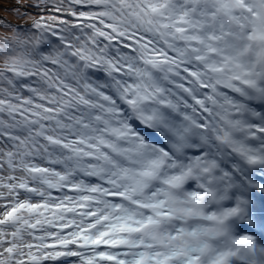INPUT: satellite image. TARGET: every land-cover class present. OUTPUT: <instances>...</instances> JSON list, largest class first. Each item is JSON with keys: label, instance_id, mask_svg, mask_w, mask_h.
Returning a JSON list of instances; mask_svg holds the SVG:
<instances>
[{"label": "snow or ice", "instance_id": "1", "mask_svg": "<svg viewBox=\"0 0 264 264\" xmlns=\"http://www.w3.org/2000/svg\"><path fill=\"white\" fill-rule=\"evenodd\" d=\"M28 7L0 37V264H264V0Z\"/></svg>", "mask_w": 264, "mask_h": 264}, {"label": "rangeland", "instance_id": "2", "mask_svg": "<svg viewBox=\"0 0 264 264\" xmlns=\"http://www.w3.org/2000/svg\"><path fill=\"white\" fill-rule=\"evenodd\" d=\"M30 0H0V37L12 31L16 23L31 24L37 9L30 8Z\"/></svg>", "mask_w": 264, "mask_h": 264}, {"label": "trees", "instance_id": "3", "mask_svg": "<svg viewBox=\"0 0 264 264\" xmlns=\"http://www.w3.org/2000/svg\"><path fill=\"white\" fill-rule=\"evenodd\" d=\"M29 3L31 4L32 0H30ZM15 26L18 27V28H22L24 30H28L30 24L16 23Z\"/></svg>", "mask_w": 264, "mask_h": 264}]
</instances>
